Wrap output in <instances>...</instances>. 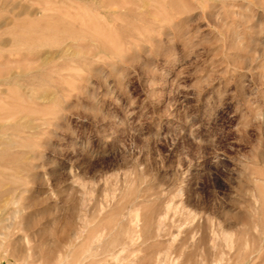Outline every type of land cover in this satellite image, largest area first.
<instances>
[{
	"label": "rangeland",
	"instance_id": "rangeland-1",
	"mask_svg": "<svg viewBox=\"0 0 264 264\" xmlns=\"http://www.w3.org/2000/svg\"><path fill=\"white\" fill-rule=\"evenodd\" d=\"M0 264H264V0H0Z\"/></svg>",
	"mask_w": 264,
	"mask_h": 264
}]
</instances>
